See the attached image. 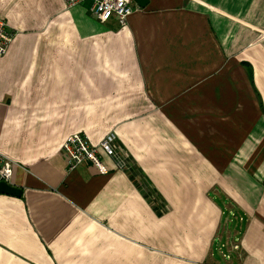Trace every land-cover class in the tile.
<instances>
[{"label":"crops","instance_id":"1","mask_svg":"<svg viewBox=\"0 0 264 264\" xmlns=\"http://www.w3.org/2000/svg\"><path fill=\"white\" fill-rule=\"evenodd\" d=\"M131 1L0 0V264H264V0ZM75 133L127 169L68 171Z\"/></svg>","mask_w":264,"mask_h":264},{"label":"built area","instance_id":"2","mask_svg":"<svg viewBox=\"0 0 264 264\" xmlns=\"http://www.w3.org/2000/svg\"><path fill=\"white\" fill-rule=\"evenodd\" d=\"M84 1L89 2L88 12L99 23H106L114 19L123 27L133 12L131 0H64L66 8H72ZM12 34L8 31L6 23L0 18V58L3 57L12 41ZM60 155L68 171H74L79 166L89 163L98 173L107 174L103 159L111 161L115 169L126 170L127 157L123 154L113 134L106 135L97 146H90L87 139L78 133L72 134L62 143ZM16 163L0 154V182L10 185L13 169ZM232 251L238 246L232 245ZM229 259L228 256H223Z\"/></svg>","mask_w":264,"mask_h":264},{"label":"water","instance_id":"3","mask_svg":"<svg viewBox=\"0 0 264 264\" xmlns=\"http://www.w3.org/2000/svg\"><path fill=\"white\" fill-rule=\"evenodd\" d=\"M134 3L140 8H143L146 5L145 0H134ZM0 194L19 196L20 190L17 189L16 187L0 182Z\"/></svg>","mask_w":264,"mask_h":264}]
</instances>
